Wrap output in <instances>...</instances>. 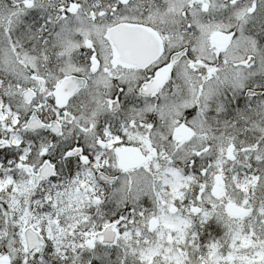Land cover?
<instances>
[{
    "label": "snow or ice",
    "instance_id": "obj_1",
    "mask_svg": "<svg viewBox=\"0 0 264 264\" xmlns=\"http://www.w3.org/2000/svg\"><path fill=\"white\" fill-rule=\"evenodd\" d=\"M0 264H264V0H0Z\"/></svg>",
    "mask_w": 264,
    "mask_h": 264
}]
</instances>
